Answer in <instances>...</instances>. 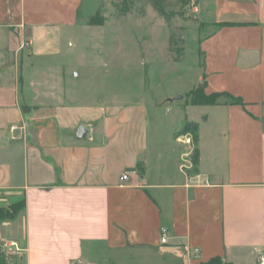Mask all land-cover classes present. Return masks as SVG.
I'll use <instances>...</instances> for the list:
<instances>
[{
  "label": "crops",
  "instance_id": "0c3cea01",
  "mask_svg": "<svg viewBox=\"0 0 264 264\" xmlns=\"http://www.w3.org/2000/svg\"><path fill=\"white\" fill-rule=\"evenodd\" d=\"M191 3L212 28L204 91L219 95L198 106L215 125L204 147L178 136L184 124L162 128L160 101L81 90L62 55L77 48L85 0H0V208L25 202L0 223L10 264H261L264 0Z\"/></svg>",
  "mask_w": 264,
  "mask_h": 264
},
{
  "label": "rangeland",
  "instance_id": "374dc122",
  "mask_svg": "<svg viewBox=\"0 0 264 264\" xmlns=\"http://www.w3.org/2000/svg\"><path fill=\"white\" fill-rule=\"evenodd\" d=\"M170 2L184 16L167 25L147 0H85L83 27L76 33L77 48L65 50L62 60L78 66L84 81L81 90L92 95L106 100L107 95L117 93L125 102L144 99L148 104H165L163 109L168 108V115L159 119V111H151L149 122L162 120V128L167 132L179 130L185 124L187 112L193 122H199L202 146H209L215 125H205L206 120L201 117L212 111L194 105L193 93L205 94L201 80L204 57L199 45L212 28L195 18L191 0ZM118 6L129 8L130 13L120 17ZM181 95L182 99L169 101ZM207 96L212 102L219 98ZM195 169L192 167V171ZM3 210L9 209L0 208V214ZM14 258L17 256L2 252L0 246V259L5 264Z\"/></svg>",
  "mask_w": 264,
  "mask_h": 264
},
{
  "label": "trees",
  "instance_id": "16d2710c",
  "mask_svg": "<svg viewBox=\"0 0 264 264\" xmlns=\"http://www.w3.org/2000/svg\"><path fill=\"white\" fill-rule=\"evenodd\" d=\"M172 0H147V3L149 6L152 7V9L158 14L159 17L164 19L165 23L167 25H171L172 21L176 17H182L184 16V12H177L172 8L171 2ZM120 7L118 6V9ZM130 13L129 8H121L119 9V16L123 17ZM219 97V95H215ZM193 102L194 105H214L216 101L212 102L210 101V98L204 94H197V91L193 93ZM233 102L237 103L238 100H234ZM198 124L194 122H190L186 119L184 127L179 131L178 136H182L185 134H191L193 137V141L195 144L198 143L199 136H198ZM192 161L194 164V167L197 168L199 165V151L197 148L194 149L192 153ZM24 200H21L19 202L14 203L10 206L8 211H1L0 214V223L8 222L11 220H14L17 215L23 210L24 208ZM0 264H5L3 260L0 259ZM208 264H223L222 261L219 258H215L212 261H210Z\"/></svg>",
  "mask_w": 264,
  "mask_h": 264
},
{
  "label": "built area",
  "instance_id": "2783aa9c",
  "mask_svg": "<svg viewBox=\"0 0 264 264\" xmlns=\"http://www.w3.org/2000/svg\"><path fill=\"white\" fill-rule=\"evenodd\" d=\"M17 129V127H13L12 128V131H15ZM187 144H192V139L191 138H188L187 139ZM128 179V175L125 174L122 178L123 181L127 180ZM161 235H162V239H161V242L164 244L167 242V230L166 229H162L161 231ZM259 261L261 264H264V258L262 256L259 257ZM80 264V263H79Z\"/></svg>",
  "mask_w": 264,
  "mask_h": 264
},
{
  "label": "water",
  "instance_id": "95a60500",
  "mask_svg": "<svg viewBox=\"0 0 264 264\" xmlns=\"http://www.w3.org/2000/svg\"><path fill=\"white\" fill-rule=\"evenodd\" d=\"M115 1L119 2L120 0H115ZM182 98H183V96L181 95V96H178V97H175V98H171V99H169V101L170 102H174V101H178V100H180ZM84 133H85L84 129L80 128L79 131H78V138L81 139L83 137Z\"/></svg>",
  "mask_w": 264,
  "mask_h": 264
}]
</instances>
